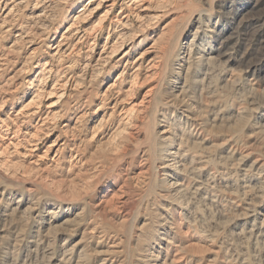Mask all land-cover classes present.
<instances>
[{"label":"rangeland","instance_id":"1","mask_svg":"<svg viewBox=\"0 0 264 264\" xmlns=\"http://www.w3.org/2000/svg\"><path fill=\"white\" fill-rule=\"evenodd\" d=\"M12 1L0 264H264V0Z\"/></svg>","mask_w":264,"mask_h":264},{"label":"bare ground","instance_id":"2","mask_svg":"<svg viewBox=\"0 0 264 264\" xmlns=\"http://www.w3.org/2000/svg\"><path fill=\"white\" fill-rule=\"evenodd\" d=\"M14 1V0H13ZM12 1V2H13ZM18 1V0H17ZM16 1V2H17ZM22 1V0H21ZM42 1V0H41ZM110 0H89L86 4H85V7L82 9L83 11H85L86 9H88L92 4H94L95 2H98V6H105V7H108V8H111L110 9V12H111V10L113 9V7L115 6V4L114 3H111L110 5L108 4V2H109ZM38 2V1H37ZM36 2V3H37ZM44 2V1H43ZM46 2V1H45ZM132 2V1H131ZM136 2H138V0H133V2L132 3H130L129 2V4H133V3H136ZM140 2V1H139ZM15 3V2H14ZM44 4V3H43ZM128 4V3H127ZM12 5V4H11ZM139 5V4H138ZM137 5V6H138ZM14 6V5H13ZM125 6H127V5H125ZM129 6V5H128ZM135 6L136 5H134V8H135ZM130 7H132V5L130 6ZM126 9V8H125ZM81 10V11H82ZM90 10H91V8H90ZM123 11H125V10H123ZM126 12V11H125ZM128 12V11H127ZM130 12V11H129ZM137 12V11H136ZM122 13V12H121ZM132 13H134V12H132ZM81 14H84V13H81ZM80 14V15H81ZM109 14V13H108ZM108 14L107 15H103L104 17L103 18H101L102 20L99 22V27L101 26H103L104 25V22L106 21V18H107V16H108ZM135 14V13H134ZM80 15H78L77 17H79ZM138 16H140V15H138ZM76 18V17H75ZM116 20L115 21H118V18H115ZM122 20V19H121ZM119 21L120 23H122L123 25H124V27L123 28H125L128 24H129V16H128V14H125L124 15V17H123V20L122 21ZM118 22V23H119ZM117 23V24H118ZM73 24V23H72ZM122 25V26H123ZM72 26V25H71ZM81 26V25H80ZM98 27V26H97ZM115 27H117V26H115ZM85 28V27H84ZM76 29H78V28H76ZM100 30V29H97L96 28V25L94 24V27H93V30ZM74 30V29H73ZM114 30H116V29H114ZM85 31L88 33V29L86 28L85 29ZM117 31V30H116ZM66 32H72L71 31V27L69 26L68 27V29H67V31ZM112 32V31H111ZM110 33V32H109ZM96 34V33H95ZM117 34H118V37L114 40V42L111 44V46H109V48L111 49H109L110 50V52H108L107 54H109L108 56L109 57H112L113 55H115L119 50H121L124 46V43H125V41H126V32H124L123 30L122 31H120V33L117 31ZM20 37V36H19ZM61 43H62V41H60ZM58 43V46H57V52H59V50L60 49H62V47H61V43ZM66 44V43H65ZM107 46H108V43L106 44ZM105 49H106V46H105ZM105 49H103V50H105ZM106 52V51H105ZM101 55H103V54H101ZM135 74V76H136V73H134ZM43 88V87H42ZM37 93H39L38 94V96H37V98L38 99H43V97H44V95H45V93L43 94L42 92L40 93V92H37ZM36 94V93H35ZM51 94V92L50 93H48V94H46L47 96L48 95H50ZM49 97V96H48ZM34 101H35V98H33V100L31 101V102H29V103H27V105H25L26 107H24V108H22L21 110H22V114L23 113H30V115H34V116H38V115H41V113H40V107L41 106H35V108H36V110L34 109L33 111H32V109H30L31 108V106L33 105V104H35L34 103ZM38 103V102H37ZM40 104V103H39ZM32 111V112H31ZM19 114V113H18ZM25 115V114H24ZM48 116V115H47ZM47 116H45V117H47ZM44 117V118H45ZM43 122H44V119L42 120ZM3 123H4V120L2 121ZM168 160V159H167ZM168 161H170V160H168ZM172 162H171V164H167L166 166H170V165H173V164H175L177 161H176V158H173L172 160H171ZM170 163V162H169ZM177 164V163H176Z\"/></svg>","mask_w":264,"mask_h":264}]
</instances>
